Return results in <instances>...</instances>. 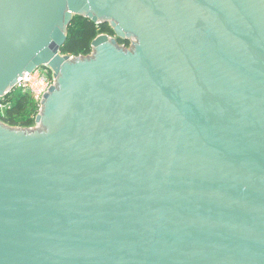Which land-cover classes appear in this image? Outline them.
Here are the masks:
<instances>
[{"label":"water","instance_id":"95a60500","mask_svg":"<svg viewBox=\"0 0 264 264\" xmlns=\"http://www.w3.org/2000/svg\"><path fill=\"white\" fill-rule=\"evenodd\" d=\"M75 16L114 37L61 54ZM45 65L0 264H264V0H0V98Z\"/></svg>","mask_w":264,"mask_h":264},{"label":"trees","instance_id":"16d2710c","mask_svg":"<svg viewBox=\"0 0 264 264\" xmlns=\"http://www.w3.org/2000/svg\"><path fill=\"white\" fill-rule=\"evenodd\" d=\"M78 22L72 19L68 26V33L64 45L60 49L61 54L72 56L88 55L91 51L90 43L96 37L97 32L113 34L108 25H95L89 20L82 17ZM98 29V31H97ZM125 46L128 45L127 41H118ZM26 104L24 99H17L14 105L6 110V122L10 125L13 124L14 116L18 115L21 109Z\"/></svg>","mask_w":264,"mask_h":264},{"label":"built area","instance_id":"2783aa9c","mask_svg":"<svg viewBox=\"0 0 264 264\" xmlns=\"http://www.w3.org/2000/svg\"><path fill=\"white\" fill-rule=\"evenodd\" d=\"M128 45H126V47ZM54 81L55 79L53 77V72L51 71V69L46 65L41 66L33 70V73L24 74L11 92H16L15 95L20 99H24L27 103H29L30 101L35 102L38 106V114L40 111V100L42 99L43 95L48 91V89L54 84ZM8 95L0 98V121L3 124L13 128H25L20 125H10L6 122L5 112L7 109H9V106H11L7 102L6 97ZM35 127H37V124L34 121V125L32 127H28V129H33Z\"/></svg>","mask_w":264,"mask_h":264},{"label":"rangeland","instance_id":"374dc122","mask_svg":"<svg viewBox=\"0 0 264 264\" xmlns=\"http://www.w3.org/2000/svg\"><path fill=\"white\" fill-rule=\"evenodd\" d=\"M79 18L80 17H78V16L73 17L74 21H76V22H78L80 20ZM97 31H98V29H97ZM100 34H106L110 37H114V34L100 33L98 31L97 35H100ZM15 93L16 92H11L6 97L7 102L9 103V105H11V106H9V108L12 107V105H14V102L17 99H20L15 95ZM37 111H38V106L35 102H33V101H30L29 103L26 102L24 107L21 109L20 113L18 115L14 116V118H13V124H15L14 126L20 125V126L25 127V128L32 127L34 125V119H35V116L37 114ZM5 116H6V112H5Z\"/></svg>","mask_w":264,"mask_h":264}]
</instances>
